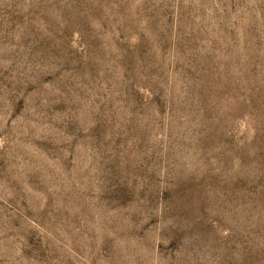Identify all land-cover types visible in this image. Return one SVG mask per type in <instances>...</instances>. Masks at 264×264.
Here are the masks:
<instances>
[{"label": "rangeland", "instance_id": "374dc122", "mask_svg": "<svg viewBox=\"0 0 264 264\" xmlns=\"http://www.w3.org/2000/svg\"><path fill=\"white\" fill-rule=\"evenodd\" d=\"M0 264H264V0H0Z\"/></svg>", "mask_w": 264, "mask_h": 264}]
</instances>
